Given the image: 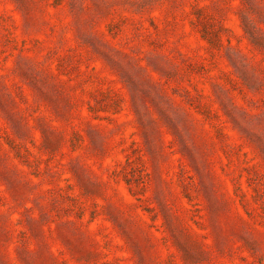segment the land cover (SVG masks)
<instances>
[{
  "label": "rangeland",
  "instance_id": "1",
  "mask_svg": "<svg viewBox=\"0 0 264 264\" xmlns=\"http://www.w3.org/2000/svg\"><path fill=\"white\" fill-rule=\"evenodd\" d=\"M0 264H264V0H0Z\"/></svg>",
  "mask_w": 264,
  "mask_h": 264
}]
</instances>
